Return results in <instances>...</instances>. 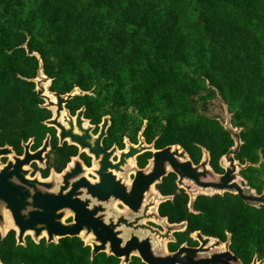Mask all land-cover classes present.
<instances>
[{
  "label": "trees",
  "instance_id": "16d2710c",
  "mask_svg": "<svg viewBox=\"0 0 264 264\" xmlns=\"http://www.w3.org/2000/svg\"><path fill=\"white\" fill-rule=\"evenodd\" d=\"M50 89L67 93L75 87L94 94L76 96L68 105L85 104L111 114L114 135L144 133L156 147L181 144L195 162L202 148L211 164L235 138L220 117L206 111L222 99L243 127L245 143L237 154L248 166L250 184L264 187V0H0V144L21 151V141L40 143L51 112L36 90L40 69ZM92 111V114H94ZM116 121V127H115ZM47 131V130H46ZM261 151V154L259 153ZM176 193L161 210L170 221L188 220L189 233L227 239L244 264L264 259V206L246 204L240 196H199L188 209V195L167 178L162 187ZM3 264H120L79 237L58 243H36L30 236L17 244L16 231L0 232ZM129 264H145L134 256Z\"/></svg>",
  "mask_w": 264,
  "mask_h": 264
},
{
  "label": "flooded vegetation",
  "instance_id": "af4514ba",
  "mask_svg": "<svg viewBox=\"0 0 264 264\" xmlns=\"http://www.w3.org/2000/svg\"><path fill=\"white\" fill-rule=\"evenodd\" d=\"M79 89L80 90L71 99H69V102L76 96L94 94L92 91H83L81 88ZM53 98L54 97H52V99ZM43 100L44 102L40 104L42 107H44V104L46 103V100ZM69 102L65 104V108L68 110V113L66 114L64 111L61 116H56V107H44L51 112V115L42 121L43 126L47 131L45 130L40 143H38L36 138L32 136L26 141H21V151H18L9 143L4 145L0 144V148L9 147L13 151L12 154L5 155L0 158L3 164H6L9 159H14V156L25 158L28 145V151L31 154V163L25 166L29 170L28 176L32 179H38L39 182H45L47 184L46 187L39 186V190L59 196V204L61 206L54 210V215L60 216V218H56V221L60 222L62 225L73 226L74 224H77V212L72 207L79 206L82 208L85 207V209L91 212L94 210H100L96 214V217H101L102 221L106 224L115 222L116 226L113 228V231L118 238L122 239L121 247H125L133 240L134 237H137L140 243L146 240L148 241L147 245L150 243L154 245L155 239L159 236L165 241L164 247L166 250L169 253H175L183 245H187L189 247H199L202 244L199 235L202 234L203 237H211L212 241L220 240L223 243L229 241L230 248L232 243V235L230 232L227 231V239L222 241L217 237L204 234L201 230H195L189 233V237L196 242L194 245L190 244L188 240H185L177 247L176 250L171 249V245L177 244L179 241L178 234L189 231V223L188 220L172 222L170 221L168 215H164L162 213L161 207L163 203L169 201L173 202L176 197V193H166L163 191L162 187H164L165 180L170 178L171 182L175 184L177 192L183 190L188 195L189 200L187 206L189 211L194 214L200 213V211H198L194 206L196 199L199 196H224L226 193H230L240 196L241 199L248 205H252L257 208L264 206L263 202L258 203L246 201L235 188L217 189L214 187L200 186L195 182V179L179 173L167 159L160 160V166L158 167L159 171H162L163 174L160 179L158 178L151 183L147 190L144 189L141 192L139 204L136 209L117 198L115 196V192H111L109 196L108 192L103 193L105 198L92 194V191L89 189V185L103 182L100 179V174L103 173L104 176L109 174L116 175L117 181L121 182L124 186L126 195L131 197L133 189L141 190L145 186L144 183L147 184L150 176L154 174L156 167V151H161L169 146H174V148L170 150L172 159H175L180 163H185L190 160L194 169L196 168L201 172L207 171L206 176H201L202 180L213 181L211 179H215L214 174L218 176L224 175L227 172L228 167H231V162L228 160L227 154L232 148L233 150L236 149L237 142L235 140L234 145L230 147L227 152L221 155L219 159L221 170L217 171L211 164L212 156L210 151L206 148H202V157L199 162H195L190 153L181 144H170L162 148H157L156 140L158 139V136L150 141L144 133L148 122L147 120H145L141 130L137 132L135 138L132 134H130V132H119L118 130H116V133L119 134L114 135L113 116L111 114H100L98 110L93 111L94 108L88 107L85 104H80L78 107L73 108L68 105ZM92 111L94 114H92ZM56 118L58 119V123L62 125V128L64 127L67 131L72 130L74 134L85 140L84 143H89L92 148H97L98 152H92L90 147L83 146V142L80 140H73L71 137L63 138L61 136L62 128L60 125L56 122H50V120ZM104 124H106V129L102 135ZM237 128L239 129L241 143L238 151L239 153L245 141L241 134L243 127ZM231 136L232 138L234 137L232 133ZM99 137L101 138L100 146H97L99 143ZM132 146L136 149L134 155L130 154V147ZM175 146H179L180 148ZM259 153L262 156L261 151H259ZM237 154L234 155L237 165L236 171L234 172L236 179L230 183L237 182L246 194H252L256 197L262 196L264 193V187L259 188L257 185L254 186L250 184L247 177L243 174V171L247 170L248 166H256L258 164L252 163L248 160L242 162L239 158H237ZM78 163L81 164L82 171L76 176H70L68 180V187L62 188L65 186V177L71 174L75 167L77 168L76 165ZM116 165H119V169L115 167ZM82 178H86V180H81ZM136 180L138 183L134 184ZM78 181H80L79 184ZM184 182H189L192 185V187L189 185L190 191L188 190L189 188L184 185ZM195 187L201 189V191L195 192ZM149 193H155L157 195V198H154L151 204L146 203V196ZM111 210L118 213L122 212V214L107 218L106 213ZM127 210L130 213H127ZM121 218H125L126 222L121 221L119 225H117ZM160 221L164 222L165 225L161 224ZM127 233L128 236H124L127 235ZM27 236H30L36 243L45 240L47 244L58 243L61 238L65 237H79L85 246H89L91 248L92 258L100 253L115 256L111 252L112 242L110 240L106 241L105 248H102L97 253H94L95 246H101L103 245V242L98 239L93 229L89 231L87 227H84L79 235L53 234L52 240L49 239L47 230L38 236L37 239L34 231L28 232L26 237ZM134 247V244H132L130 250L132 253L131 259L128 262H125L124 257L119 258L115 256L120 259V264H129L134 256L140 257L139 250ZM141 260L143 261L142 258Z\"/></svg>",
  "mask_w": 264,
  "mask_h": 264
},
{
  "label": "water",
  "instance_id": "95a60500",
  "mask_svg": "<svg viewBox=\"0 0 264 264\" xmlns=\"http://www.w3.org/2000/svg\"><path fill=\"white\" fill-rule=\"evenodd\" d=\"M40 59V69L38 76L32 80L36 83V90L40 97L46 100L44 107L52 108L56 106L55 114L56 116L63 115L65 111L66 114L68 110L65 108V104L71 99L80 89L75 87L71 92L60 94L58 92L52 91L50 89L51 78L44 73L43 61L39 53H34ZM51 96L55 97L52 99ZM222 103L225 105L227 112L229 113V119L224 122V126L229 130L236 142V149L233 148L228 152L227 158L231 162V167H228L227 172L224 175H215L213 181H204L201 176H206L207 171H198L192 167V162L188 160L185 163H180L179 161L172 159V154L170 150L174 146L166 147L161 151H156L155 153V172L150 176L148 183H144V187L139 189H133L131 197H128L124 191V186L121 182L117 181L116 175H106L100 174L101 183L89 185V189L92 194L98 195L99 197L105 198L103 193L108 192V196L111 192H115V196L125 203L129 204L132 208L136 209L139 204V197L141 192L153 183L156 179H160L163 174L159 171L160 160H169L173 167L181 174H185L193 179L195 182L203 187H214L217 189H237L238 193L249 202H263L264 203V193L260 197H256L252 194H246L242 187L237 183L233 182L236 179L234 172L236 171L237 165L235 162L234 155L238 153L240 149V136L239 129L234 127L232 124L233 113L230 112L228 104L222 99ZM65 114V115H66ZM51 123H58V119L50 120ZM60 125V124H59ZM62 128V125H60ZM144 128V127H143ZM106 129V124L103 125L102 135ZM61 136L71 137L73 140H80L83 142V146H89L92 152H98L97 148H92L89 143H84L85 140L82 137L73 133L72 130L67 131L64 127L61 129ZM100 146L101 138H98ZM180 148L179 146H175ZM102 149L101 147H99ZM103 150V149H102ZM136 149L132 146L130 147V154L135 153ZM12 149L9 147L0 148V158L5 155L12 154ZM31 163V154L27 150L24 157L14 156V159H9L6 164L0 159V232L2 235H6L13 228L16 231V238L18 244H25V237L28 232L34 231L36 239L45 230L49 235V239H53V234L56 235H79L80 232L87 227V229L94 230L95 235L98 239L103 242V245L95 246L94 253H97L100 249L105 248L107 240L112 242V253L119 257L125 258V262L131 259V245L134 244V248L139 250V256L147 264H244L241 259L236 256L229 248V241L226 243L220 240L212 241L211 237H203L202 234L199 238L202 244L199 247H189L183 245L177 252L169 253L165 247H163V252L158 253L156 245L152 243L148 244V241H143L140 243L137 237H134L125 247H121L122 239L118 238L113 231L116 226L115 222L106 224L102 221L101 217H96V214L100 210L88 211L87 209L76 206L72 207L77 212V224L73 226H64L60 222L56 221V218H60L59 215H54V210L60 207L59 196L47 193L45 191L39 190V186L46 187L45 182H39L38 179H32L28 176L29 170L25 167ZM77 168L75 167L71 174L65 177V186L62 188H67L69 185L70 176H76L82 171V166L78 163ZM119 169V165L115 166ZM80 180V179H79ZM81 180H86L82 178ZM80 181H78L79 184ZM138 183L136 180L134 184ZM107 196V197H108ZM70 197V196H69ZM71 199V198H70ZM9 217L14 221V226L9 229H5L6 217ZM126 222L125 218H121L120 222ZM225 245V249L221 246ZM0 264H3L0 261ZM249 264H264V259L258 261L257 256Z\"/></svg>",
  "mask_w": 264,
  "mask_h": 264
},
{
  "label": "rangeland",
  "instance_id": "374dc122",
  "mask_svg": "<svg viewBox=\"0 0 264 264\" xmlns=\"http://www.w3.org/2000/svg\"><path fill=\"white\" fill-rule=\"evenodd\" d=\"M206 112L208 114L212 115V116L220 117L222 119V121H224V122H226L229 119V113L227 112L225 105L222 103V101L219 98L214 99L211 102V104H209V108H208V110ZM184 185L186 187H188L189 188L188 190L190 191V186L192 187V185L189 182H184ZM194 189H195V192L201 191V189L196 188V187ZM209 191H211V190H209ZM146 198H147L146 203L147 204L148 203L151 204L152 201L154 200V198H157V195L155 193H149L146 196ZM122 210H124V209H122ZM143 211H142V213H143ZM127 213H130V212L127 210ZM119 214L121 215L122 212H119L118 213V212H115L114 210H111V211H109V212L106 213V216H107V218H111V217H114V216L119 215ZM161 224L165 225L164 222H161ZM13 226H14V221L9 217V215H7V217H6V224L4 225V228L5 229H9L10 227H13ZM124 236H128V233H127V235H124ZM213 241L216 242V240H213ZM154 243L156 245L157 252L158 253H162L163 252V249L162 248L165 245V241L158 236L155 239V242Z\"/></svg>",
  "mask_w": 264,
  "mask_h": 264
},
{
  "label": "bare ground",
  "instance_id": "6f19581e",
  "mask_svg": "<svg viewBox=\"0 0 264 264\" xmlns=\"http://www.w3.org/2000/svg\"><path fill=\"white\" fill-rule=\"evenodd\" d=\"M53 96H51V98H52ZM53 99H55V97L53 98ZM54 107H56V106H54ZM75 129V128H74ZM90 129V128H89ZM86 131V130H85ZM82 134V133H81ZM88 134V133H87ZM221 248H225V245L223 244L222 246H221Z\"/></svg>",
  "mask_w": 264,
  "mask_h": 264
}]
</instances>
